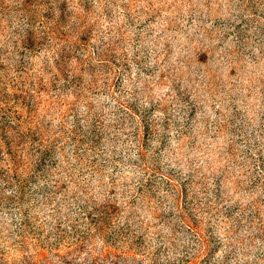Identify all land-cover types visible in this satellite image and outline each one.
<instances>
[{"label":"rangeland","instance_id":"1","mask_svg":"<svg viewBox=\"0 0 264 264\" xmlns=\"http://www.w3.org/2000/svg\"><path fill=\"white\" fill-rule=\"evenodd\" d=\"M0 264H264V0H0Z\"/></svg>","mask_w":264,"mask_h":264}]
</instances>
